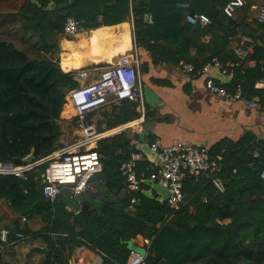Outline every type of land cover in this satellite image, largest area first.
<instances>
[{
    "label": "trees",
    "instance_id": "trees-1",
    "mask_svg": "<svg viewBox=\"0 0 264 264\" xmlns=\"http://www.w3.org/2000/svg\"><path fill=\"white\" fill-rule=\"evenodd\" d=\"M37 1L39 6L31 0H0V20L14 14L11 21L35 38L28 42L31 50L48 55L31 58L25 49L0 38L1 164L24 166L32 152L33 162H37L63 147L61 112L68 92L80 84L76 71L65 72L59 64L58 39L68 17L78 20L86 30L132 19L134 43L138 50L148 52L153 65L189 63L199 70L214 57L223 63L236 60L233 49L241 46L235 20L223 13L231 0ZM50 2L68 5L47 10ZM190 13L206 14L211 24H189L186 15ZM149 15L151 23L146 19ZM257 25L261 42L255 44L248 59L258 62L264 56V24ZM206 36L208 42L204 41ZM79 62L80 56L72 54L61 66L78 68ZM245 73L241 68L235 70L236 83L250 99ZM261 73L260 65L252 71L255 78L264 77ZM94 78L88 75L86 82ZM260 102L264 105V93H260ZM138 105L124 100L110 111L88 113L85 123L91 124L98 116L97 130H109L137 118ZM73 125L77 126L76 117ZM96 151L101 169L88 181L92 193L80 196L65 189L53 202L46 200L41 177L46 163L25 172V178L0 174V200L26 219H39L38 229L18 221L6 227L41 239L44 244L37 248L43 255L41 264H69L80 245L99 253L103 264H127L129 242L138 235L150 240L146 264H264V185L260 179L264 140L257 144L250 138L226 140L212 147V157L221 155L218 161L224 193H218L206 178L186 177L184 199L177 209L141 190L127 189L119 168L135 152L128 132L101 138ZM132 198H136L135 203H131Z\"/></svg>",
    "mask_w": 264,
    "mask_h": 264
},
{
    "label": "crops",
    "instance_id": "crops-1",
    "mask_svg": "<svg viewBox=\"0 0 264 264\" xmlns=\"http://www.w3.org/2000/svg\"><path fill=\"white\" fill-rule=\"evenodd\" d=\"M244 1L245 7L236 8L231 18L237 24V37L240 38L241 46L247 51L243 72H247L245 75L248 74L249 81L245 80L244 85L250 99L257 102L256 108H249L242 102H226L206 89L205 80L211 77L215 82L232 91L237 84L235 72L221 79L217 78V70L213 69L206 75L196 76L184 72L180 66L153 65L148 52L139 49L143 105L142 107L137 106L138 117L125 123L124 131L128 132L131 137V145L135 150L130 160L141 181V192L149 198L160 202L168 199L167 197L163 200L162 195L152 188L150 174L159 168L160 163L157 158L150 161L142 152V145L150 147L156 141L162 146L184 142L210 150L226 140L242 142L250 138L254 144L264 140V105L260 102V93H264V77L255 78L256 74H252V71L256 66L250 65L251 62L260 65L262 59L258 62L248 59L254 52L255 44L261 42L257 11L248 5L264 6V0ZM178 6L186 5L179 4ZM10 17L14 18V14ZM10 17L6 21L0 20V38L10 41L5 35L10 34L8 32L15 28L12 32L18 43L25 45L27 49L31 48L28 42L34 41L35 38L24 34L17 22L13 23ZM58 41L59 64L63 71L87 70L90 76H96L101 68L116 64L122 55L132 50L135 45L133 22L130 19L114 25L83 29L73 36H62ZM72 54L80 56L78 68L63 69L62 60ZM221 63L225 64L222 61ZM261 72V74L264 73L262 70ZM111 106L113 104L108 106L107 110L110 111ZM139 127L141 130L138 129ZM214 156L217 159L221 157L220 154ZM23 218L25 217L14 213L4 200H0V228L12 227L16 221L22 226L28 224L32 229L39 228L38 218H25V220ZM21 244L14 242L0 250L2 264H41L43 255L37 248H41L42 245L33 248V251L38 253L35 256L33 252L32 254L22 253L24 249ZM149 245L150 240L141 235L129 242L131 250L143 255H146ZM82 256L87 258L91 264H103L102 256L90 248H86ZM21 260L24 262L19 263Z\"/></svg>",
    "mask_w": 264,
    "mask_h": 264
},
{
    "label": "built area",
    "instance_id": "built-area-1",
    "mask_svg": "<svg viewBox=\"0 0 264 264\" xmlns=\"http://www.w3.org/2000/svg\"><path fill=\"white\" fill-rule=\"evenodd\" d=\"M245 4L244 0H231L223 7V13L232 17L236 8L243 7ZM250 8L257 11V22L264 24V6L251 4ZM146 19L151 23L150 15ZM186 21L189 24L202 27L211 24V19L203 13L187 14ZM83 29L78 20L68 17L63 25V35L73 36ZM208 40V36L204 37L205 42ZM233 52L236 60L228 61L225 64L214 57L199 70H195L194 66L189 63H181L180 67L184 72L196 76L208 74L213 67H218L224 75H230L238 68H241L243 72L247 51L242 46H237ZM140 58L139 50L134 45L132 50L128 54L122 55L116 64H109L101 68L94 80L90 82H86L89 75L87 70H77L76 77L80 84L68 92L65 104L72 107L74 117L77 118V128L80 132L79 140L57 149L40 161L28 163L21 167L9 168L0 163V174H11L25 178V172L46 163L41 174L42 194L46 200L53 202L65 189H69L72 196H80L84 193L88 189L90 178L101 169L99 154L96 151L97 141L110 134L120 133L126 128L125 124L99 132L93 125L85 123L86 115L112 104H120L124 100L137 102L142 107L143 90L140 81ZM256 64L258 63L252 64L251 62L250 65L257 66ZM260 66L261 70L264 71V56ZM205 87L209 92L226 102H242L249 108L257 107L255 100L245 97L240 84H237L230 91L208 77L205 80ZM138 129L141 130L140 127ZM150 149L157 154L160 163L159 168L151 172L150 179L155 184L168 189L167 202L171 208L177 209L183 202V186L186 177H193L196 180L206 178L210 180L218 193H224L225 184L221 176L222 166L216 157L211 156L208 148L196 147L184 142L162 146L156 141L150 145ZM119 170L126 181L127 189L131 192H139L141 181L136 174L133 162L131 160L123 162ZM260 179L264 185V170L260 172ZM135 202L136 198H132L131 203ZM10 237H13V241L10 240ZM27 237L22 232L13 233L8 227L0 228V250L11 243L22 242ZM86 248H88L86 245L77 246L69 264H91L87 258L82 256V252ZM127 264H146V255L131 250Z\"/></svg>",
    "mask_w": 264,
    "mask_h": 264
},
{
    "label": "rangeland",
    "instance_id": "rangeland-1",
    "mask_svg": "<svg viewBox=\"0 0 264 264\" xmlns=\"http://www.w3.org/2000/svg\"><path fill=\"white\" fill-rule=\"evenodd\" d=\"M4 10L5 9H3V11ZM14 29H12V31H14ZM12 31L8 32L10 34L5 35V37H7L6 39L12 41L16 46H19L22 49H25V51L29 57H31V58H43L47 55V54H44L45 55L44 56L42 54H38L37 52H35V50H31V48L27 49V47L25 45H21L20 43H18L17 38L15 37V35ZM31 42L33 43L34 41H31ZM28 47H29V45H28ZM67 106H69V107H67ZM65 108H71L68 110L69 113L67 112L66 114H64ZM103 110H107V107L104 109L97 110V112H98L97 114H100V112ZM61 118L64 119V122L61 123V125H62V136H61L60 140H61L63 147H64L66 145H70V144L74 143L75 141L79 140L80 132H79L77 126L73 125L74 112H73V109L70 105L65 104L63 106V110L61 112ZM98 119H99L98 116H95L93 118L92 123H91V125H93L96 130H97L96 124H97ZM39 224H40V222H39ZM40 226H41V224H40ZM40 240L41 239H38L35 237L34 238L33 237H27L24 241L18 242V243H20V244L22 243L21 245H23L22 249H24V250H22V253L32 254V252H33V254H35V256H36V255H38V253L36 251H33L34 250L33 248L34 247L37 248L38 246H41L44 244ZM21 262H24V261L23 260L19 261V263H21Z\"/></svg>",
    "mask_w": 264,
    "mask_h": 264
},
{
    "label": "water",
    "instance_id": "water-1",
    "mask_svg": "<svg viewBox=\"0 0 264 264\" xmlns=\"http://www.w3.org/2000/svg\"><path fill=\"white\" fill-rule=\"evenodd\" d=\"M33 3L37 4L38 6L40 5L38 3L37 0H31ZM74 0H69V3H72ZM68 5V3H62V4H55L54 2H50L49 5L46 7L47 10H55V9H62V8H66ZM213 70H217V78H224L225 75L221 73L220 69L218 67H213ZM210 69L209 72L212 70ZM141 150L142 152L149 158L150 161H154L157 158V154L155 152H153L149 146H141ZM33 159H34V154L33 152L30 153L25 160L29 163H33ZM3 166L9 167V168H13L14 165L12 163H8V164H2ZM152 184V188H154L155 190H157L161 195L163 200H165L168 196H169V191L167 188H164L160 185L155 184L154 182L151 183ZM86 193H92V191H90L89 189H87L85 191Z\"/></svg>",
    "mask_w": 264,
    "mask_h": 264
},
{
    "label": "bare ground",
    "instance_id": "bare-ground-1",
    "mask_svg": "<svg viewBox=\"0 0 264 264\" xmlns=\"http://www.w3.org/2000/svg\"><path fill=\"white\" fill-rule=\"evenodd\" d=\"M71 108H65L64 114H66L68 112V110ZM69 113V112H68ZM71 114V113H70Z\"/></svg>",
    "mask_w": 264,
    "mask_h": 264
}]
</instances>
